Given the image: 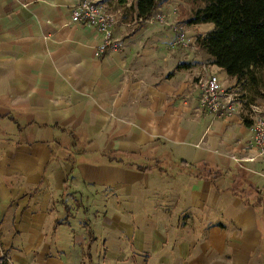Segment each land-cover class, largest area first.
<instances>
[{"label":"crops","instance_id":"0c3cea01","mask_svg":"<svg viewBox=\"0 0 264 264\" xmlns=\"http://www.w3.org/2000/svg\"><path fill=\"white\" fill-rule=\"evenodd\" d=\"M70 6L0 0L8 264H264V161L246 160L249 120L201 108L205 60L191 77L165 75L170 54L152 26L97 52L102 36ZM117 150L149 168L109 161Z\"/></svg>","mask_w":264,"mask_h":264},{"label":"trees","instance_id":"16d2710c","mask_svg":"<svg viewBox=\"0 0 264 264\" xmlns=\"http://www.w3.org/2000/svg\"><path fill=\"white\" fill-rule=\"evenodd\" d=\"M128 0H118L125 4ZM141 19L149 18L158 0H133ZM195 8L187 24H212L213 28L196 39L197 47L236 82L257 81L258 70H264V0H190ZM106 51V50H105ZM129 155L115 151L109 161L144 171L146 165L136 164ZM132 157V156H130ZM4 254H7L4 251ZM0 264H8L0 256Z\"/></svg>","mask_w":264,"mask_h":264},{"label":"rangeland","instance_id":"374dc122","mask_svg":"<svg viewBox=\"0 0 264 264\" xmlns=\"http://www.w3.org/2000/svg\"><path fill=\"white\" fill-rule=\"evenodd\" d=\"M103 1L106 13L111 16L114 15L115 18H118L122 23H116L112 26L111 38H119H115L117 41L111 43L112 45L114 43L116 45L119 43L121 48H126L128 44L127 40L130 36H137L138 40L142 34V29L147 26H152L154 28L153 34L159 35V37H165L164 45L170 54L167 56L171 65L168 66L165 75L170 76L174 70H178L183 74V77H191L193 76L192 68H196L197 60H205V62L208 63V57L197 47L196 39L198 36H202L205 32L211 30L213 25L205 23H199L196 25L187 24V19L189 18L191 11L195 8V5L190 0H158L156 9L147 19H139L133 7V0H128L125 4H120L118 0ZM116 27H119L117 33H115ZM139 46L137 47L138 50H142ZM187 65L193 67L189 68ZM248 85L249 83L241 84L242 96L248 94V91H246ZM253 85L255 87V95L254 97L250 95L251 97L249 100L251 102L259 103L264 100V97L262 99L260 98V89L264 92V70H258L257 81L251 83V87ZM224 86L225 91H231L226 85ZM174 96L175 95L172 94V97ZM199 96L200 95L197 96L198 101ZM199 103L205 112L214 114V112L207 107L202 106L200 101ZM138 163L143 162L138 161ZM143 164L149 165V162H144ZM161 166L167 169L168 172L173 170L171 165H163V162ZM1 253L3 252L0 250V256H2Z\"/></svg>","mask_w":264,"mask_h":264},{"label":"built area","instance_id":"2783aa9c","mask_svg":"<svg viewBox=\"0 0 264 264\" xmlns=\"http://www.w3.org/2000/svg\"><path fill=\"white\" fill-rule=\"evenodd\" d=\"M103 2V0H71L70 6L73 22L94 26L102 36L101 43L97 46V52L100 53L108 50L111 43L117 41L115 38H111L112 26L121 23L114 15L106 13ZM196 75L201 105L207 107L214 114H236L244 122L249 120L253 131V145L251 146L253 152L246 160L254 161L259 157L264 161V101L248 102L241 95V84H244V79L236 82L233 91H225V81L220 80L215 72L209 70L206 62L202 63V70ZM1 255L4 260L9 262L8 256L3 253Z\"/></svg>","mask_w":264,"mask_h":264}]
</instances>
